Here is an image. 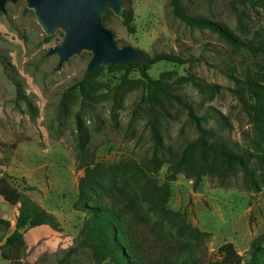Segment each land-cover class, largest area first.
<instances>
[{
	"label": "rangeland",
	"instance_id": "obj_1",
	"mask_svg": "<svg viewBox=\"0 0 264 264\" xmlns=\"http://www.w3.org/2000/svg\"><path fill=\"white\" fill-rule=\"evenodd\" d=\"M181 1L189 14L222 23L242 39L252 38L248 30L264 32L260 0ZM125 9L133 12L134 32L114 14L106 24L119 46L149 57L164 52L190 59L185 65L158 63L149 74L154 79L162 74L173 80L188 78L175 86L174 93L197 114L213 115L206 125L209 130L236 148L250 147L256 100L248 84L264 86V55L238 49L210 30L187 26L174 16L170 0H129ZM63 37L62 31L47 37L25 1L9 3L7 15L0 12V177L8 174L22 190L34 188L26 194L46 210L58 212L61 223V231L42 226L25 233L23 264H59L77 245L85 217L77 205L79 182L85 176L78 125L90 137L85 156H94L108 172L101 198L127 210L128 198L136 200L133 206L142 218L133 210L128 217L142 234L150 258L159 257L171 242L202 241L209 256L230 242L246 264L253 245L264 247V193L246 190L242 174L230 177L225 185L208 176L195 185L193 178L170 170V157L163 152L158 153L160 169L154 173L151 160L157 136L174 152L198 138L188 111L175 100L152 107L139 84L120 88L125 72L107 67L97 79L104 100L88 107L78 84L86 78L92 54L83 52L60 70L57 56L46 57ZM140 78L137 70L129 75L130 80ZM150 183L170 189L166 208L180 217L159 213L143 200ZM17 215L18 206L0 196V264H13L2 252ZM181 219L190 230L180 232ZM66 264L97 263L89 250L81 248Z\"/></svg>",
	"mask_w": 264,
	"mask_h": 264
},
{
	"label": "trees",
	"instance_id": "obj_2",
	"mask_svg": "<svg viewBox=\"0 0 264 264\" xmlns=\"http://www.w3.org/2000/svg\"><path fill=\"white\" fill-rule=\"evenodd\" d=\"M129 0H126V2ZM258 5L264 7V0H260ZM170 6L174 16L191 28L210 30L217 33L226 42L238 49H246L252 54L264 55V32L248 30L252 35L251 39H242L231 29L222 23L212 21L202 16H195L188 13L181 0H170ZM113 15L109 11L104 16L107 24ZM123 24L130 32H134L132 26L133 12L124 9ZM51 38H46L50 41ZM148 58L147 64H132L131 66H103L90 76L86 77L78 84L79 93L83 98V103L88 107L99 104L104 100V96L99 94L102 85L97 82L107 67L111 72H125L120 88L139 84L144 92L146 101L152 107H162L166 102L175 100L179 106L188 111L198 138L187 142L177 152L167 150L163 146L162 139L156 137V152L152 158L153 172L160 169L158 153H168L170 159V170L174 174H185L195 180L198 185L203 177L217 178L225 185L226 181L235 175L242 174L243 186L246 190L254 193L264 191V86L257 82H250L249 89L255 97V104L252 107L253 127L255 135L250 147L236 148L229 142L221 138L216 130L211 131L206 125L215 119L213 115L206 112L197 114L194 107L174 93L175 86L188 81V78L173 80L168 74H162L160 78L154 79L149 71L152 67L161 62H169L179 65L189 63L190 59L171 53H158ZM137 70L141 78L130 80L129 75ZM93 84L87 86L88 81ZM199 89L204 87L195 83ZM215 122L227 127L226 122L215 120ZM82 131L79 135L78 148L82 153L80 161L85 169V176L79 182L78 202L80 211L85 214L82 229L77 238V245L71 248L59 264H66L71 255L84 248L90 251L97 264H244L245 257L239 253L233 243L227 242L221 245L217 252L209 256L208 249L204 242L195 244H185L171 242L159 257L150 258L146 242L142 234L135 228L133 221L128 217L129 210L137 211L136 200L129 197V210L118 207L114 202L102 199L103 182L108 177L107 169L97 163L94 156H85L86 148L89 144V136L84 133L82 126L78 125ZM84 153V154H83ZM150 181V180H149ZM34 188L27 187L25 190L16 186L8 174L0 177V196L10 205L18 206L15 230L3 245L2 257L13 264H23L22 259L25 254L26 242L24 235L28 230L42 226H48L56 231H61V223L57 217L31 199L26 191ZM170 189L168 187H156L152 183L145 189L143 200L154 205L159 213L180 217L179 213H171L166 208V203ZM132 205V207H131ZM132 211V212H133ZM137 214H140L137 211ZM142 218V216H140ZM181 233L190 230L184 219L177 223ZM198 235L197 230H192ZM154 256V255H153ZM246 264H264V247L259 244L253 245L250 259Z\"/></svg>",
	"mask_w": 264,
	"mask_h": 264
},
{
	"label": "water",
	"instance_id": "obj_3",
	"mask_svg": "<svg viewBox=\"0 0 264 264\" xmlns=\"http://www.w3.org/2000/svg\"><path fill=\"white\" fill-rule=\"evenodd\" d=\"M25 1L47 37L64 32L62 42L46 57L57 56V69L71 58L90 52L92 59L86 77L103 66L147 64L146 54L132 47H120L104 16L111 11L123 20L126 0H0V12L7 15V5Z\"/></svg>",
	"mask_w": 264,
	"mask_h": 264
},
{
	"label": "crops",
	"instance_id": "obj_4",
	"mask_svg": "<svg viewBox=\"0 0 264 264\" xmlns=\"http://www.w3.org/2000/svg\"><path fill=\"white\" fill-rule=\"evenodd\" d=\"M264 192H262V193H259V195H261V194H263ZM48 211H50L51 213H53L55 216H58V212H56V211H53V210H48Z\"/></svg>",
	"mask_w": 264,
	"mask_h": 264
}]
</instances>
